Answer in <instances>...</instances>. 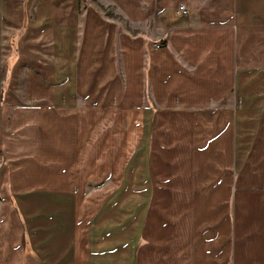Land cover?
<instances>
[{
  "label": "crops",
  "instance_id": "0c3cea01",
  "mask_svg": "<svg viewBox=\"0 0 264 264\" xmlns=\"http://www.w3.org/2000/svg\"><path fill=\"white\" fill-rule=\"evenodd\" d=\"M0 264H264V0H0Z\"/></svg>",
  "mask_w": 264,
  "mask_h": 264
},
{
  "label": "built area",
  "instance_id": "2783aa9c",
  "mask_svg": "<svg viewBox=\"0 0 264 264\" xmlns=\"http://www.w3.org/2000/svg\"><path fill=\"white\" fill-rule=\"evenodd\" d=\"M178 11L180 12V13H182V14H188L189 13V11H188V9L184 6V5H179L178 6ZM157 47H159L161 44L160 43H158V44H155Z\"/></svg>",
  "mask_w": 264,
  "mask_h": 264
}]
</instances>
